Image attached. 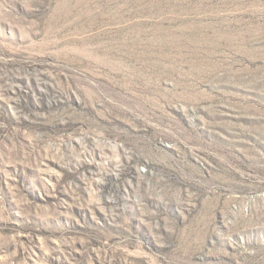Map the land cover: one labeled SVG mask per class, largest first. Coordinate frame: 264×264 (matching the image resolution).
<instances>
[{
	"label": "rangeland",
	"instance_id": "obj_1",
	"mask_svg": "<svg viewBox=\"0 0 264 264\" xmlns=\"http://www.w3.org/2000/svg\"><path fill=\"white\" fill-rule=\"evenodd\" d=\"M0 264H264V0H0Z\"/></svg>",
	"mask_w": 264,
	"mask_h": 264
}]
</instances>
